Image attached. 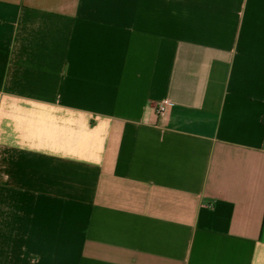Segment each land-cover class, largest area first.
<instances>
[{
    "label": "crops",
    "instance_id": "obj_1",
    "mask_svg": "<svg viewBox=\"0 0 264 264\" xmlns=\"http://www.w3.org/2000/svg\"><path fill=\"white\" fill-rule=\"evenodd\" d=\"M0 264H264V0H0Z\"/></svg>",
    "mask_w": 264,
    "mask_h": 264
},
{
    "label": "built area",
    "instance_id": "obj_2",
    "mask_svg": "<svg viewBox=\"0 0 264 264\" xmlns=\"http://www.w3.org/2000/svg\"><path fill=\"white\" fill-rule=\"evenodd\" d=\"M169 100L168 99H165L163 100L162 102H160L157 106V114L160 116V115H163L167 108H168V105H169Z\"/></svg>",
    "mask_w": 264,
    "mask_h": 264
}]
</instances>
